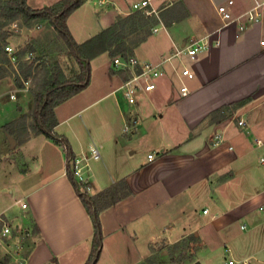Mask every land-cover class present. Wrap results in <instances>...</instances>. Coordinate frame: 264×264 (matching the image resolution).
<instances>
[{"label":"crops","instance_id":"obj_1","mask_svg":"<svg viewBox=\"0 0 264 264\" xmlns=\"http://www.w3.org/2000/svg\"><path fill=\"white\" fill-rule=\"evenodd\" d=\"M58 1L27 0V4L41 8ZM138 1L88 0L71 14L68 26L78 43L86 41L119 17L129 16ZM165 1L169 5L161 8L160 17L158 6ZM226 1H154L159 21L144 40L131 46L133 56L140 62L160 63L193 43L206 48L196 61L182 56L162 65L164 75L157 80V89L140 95L134 108L121 91L126 80L112 74L121 70L106 52L91 61L90 85L54 109L56 132L68 140L76 158L82 162L89 158L85 173L89 194L95 196L121 180L131 191L100 214L104 239L97 264H164L176 256L172 245L190 235L196 237L199 249L222 248L223 263L248 259L251 264H264V211L260 210L264 207V163L260 161L264 151L256 161L250 159L256 150H264L258 145L259 140L264 142V19L236 38L237 26L223 27L217 11ZM235 1L237 13L251 4L250 0ZM82 19L95 28L77 39L72 25ZM12 37L6 36V45L12 44ZM4 51L0 52V98L11 100L14 94L16 101L21 92L26 104H19L17 111L1 113L0 108V229L4 221L31 231L28 264H55V259L59 264H83L91 250L92 219L67 175L63 146L34 134L28 119L37 86L63 84L79 66L65 55L45 76L33 74L29 79L35 86L25 90L28 80L19 61L10 63ZM184 66L193 69L195 78L186 81L191 94L180 98L177 72ZM16 75L22 87L15 83ZM248 98L235 110L218 113ZM135 111L140 124L135 131L124 132ZM21 117H26V124L19 125ZM240 120L245 125L240 126ZM217 134L225 141L214 145ZM92 147L98 148L100 159L90 158ZM150 154L156 158L149 160ZM241 166L246 176L249 169L250 192L242 202L225 205L220 190L235 179ZM14 207L24 211L23 218L16 216ZM204 209L209 212L204 214ZM233 221L240 226H230ZM209 234L218 239L216 244L208 242Z\"/></svg>","mask_w":264,"mask_h":264},{"label":"trees","instance_id":"obj_2","mask_svg":"<svg viewBox=\"0 0 264 264\" xmlns=\"http://www.w3.org/2000/svg\"><path fill=\"white\" fill-rule=\"evenodd\" d=\"M87 1L88 0H59L49 6L32 8L27 4V0H0V18H22L23 22L28 26L37 22L44 24L47 23L56 31L58 36L56 42L62 46L65 55L73 57L79 66V70L74 72L69 77L68 81L63 84L51 85L47 88H44L41 85L37 86L32 93L33 107L30 112L29 127L34 134H43L46 137L53 139L56 143L63 146L65 150L67 175L71 180L77 195L89 213L94 226L90 254L83 264H97L102 252L104 239L100 214L103 210L120 202L123 198L128 196L131 191L125 180H121L95 196L89 194L87 190L89 185L80 183L77 180L74 165L76 157L71 149L70 143L55 130L58 126V120L54 109L56 106L79 94L90 85L91 61L94 58L106 52L109 53L111 58L121 56L127 59L130 56H133V48L126 42V36L137 30L141 25L144 26L149 24L152 17H147L145 13L139 11V15L131 14L127 17L121 18L115 24L102 30L85 42L78 43L70 31L68 19L71 14ZM142 40L144 39H141L140 41ZM3 49L0 48V52L4 51ZM19 65L22 75L25 79H29L33 75L30 72L32 69L31 65H28L26 62H22ZM50 70H52V68ZM111 72L114 75L120 74L124 80L129 79L131 75L130 71L125 70L119 72L112 70ZM15 83L18 87L23 86L20 76L16 75ZM249 101L250 98L241 102L232 103L222 108L218 113H221V111L235 110ZM25 122L26 117H21L19 119V124ZM12 125L13 124L11 123L5 125V127L8 128ZM189 238L195 239L190 236ZM55 264H59L56 259Z\"/></svg>","mask_w":264,"mask_h":264},{"label":"built area","instance_id":"obj_3","mask_svg":"<svg viewBox=\"0 0 264 264\" xmlns=\"http://www.w3.org/2000/svg\"><path fill=\"white\" fill-rule=\"evenodd\" d=\"M155 0H140L132 5L133 10L142 11L148 16L153 15L156 10L153 8ZM236 7L235 0H227L225 3L217 6L218 14L223 22V27H229L232 24H235L238 28V31L235 35L236 38H240L242 32L245 31L250 25H257L262 23L264 19V0H251L250 6L242 11L235 12L234 8ZM42 25L38 24L37 28H40ZM11 30L17 32L20 29L18 23H13L11 25ZM158 29H155L157 31ZM264 44V41L262 42ZM206 48V45L202 43H193L189 46H185L179 49L174 54L164 58L160 63L153 62H140L135 56H130L125 59L121 56L115 57L113 59L114 67L118 70L130 71V78L127 79L122 87L121 91L123 93L124 99L127 102L130 108H134L137 105V99L140 95L149 94L155 91L158 87L157 80L164 75L161 66L165 63L171 62L175 57L186 56L190 61H196L199 57V54L202 53ZM5 52L10 56L12 61L17 59L16 50L10 44L4 47ZM32 55L30 53L27 58ZM178 79L180 81L179 85V95L180 98H185L191 94V90L187 85V80H192L195 78V72L189 66H184L181 70L177 72ZM31 82H24V89H32ZM12 99H15L14 94L11 95ZM133 111V110H132ZM135 113V114H134ZM132 114L130 119L124 125V132L135 131L140 124V118L137 115L136 111ZM240 126L245 125L244 120L238 122ZM225 141V138L222 134H217L214 137L213 144L219 145ZM259 146H264V142L259 140ZM232 149V147H230ZM90 158L98 160L101 157V154L97 147L91 148ZM149 160H154L156 158L155 154H150L148 156ZM261 163H264V157L260 158ZM82 160L75 158V171L77 180L80 183L88 184V178L85 177L87 167L89 162L86 161L82 164ZM89 188H87L88 190ZM23 208L26 207V204L21 205ZM261 211H264V207H260ZM208 209H204L203 213L207 214ZM2 220V219H1ZM242 229H246V225L241 226ZM22 229L19 226L11 225L3 221L2 227L0 229V247L6 250L7 254L10 255V259L6 264H28V254H27V242H25L26 234L22 235ZM32 234L30 233V236ZM224 264H251L248 259L244 260H235L229 259L225 261Z\"/></svg>","mask_w":264,"mask_h":264},{"label":"rangeland","instance_id":"obj_4","mask_svg":"<svg viewBox=\"0 0 264 264\" xmlns=\"http://www.w3.org/2000/svg\"><path fill=\"white\" fill-rule=\"evenodd\" d=\"M249 1V0H247ZM106 1H102L101 3H105ZM251 2V0H250ZM168 1H165L164 3L160 4L158 6V9L160 10L159 16L161 17V8L167 7L169 4ZM153 8L155 6L153 5ZM106 9H110L108 6ZM113 9V8H111ZM157 10V9H156ZM164 10V9H163ZM158 11V10H157ZM142 12V11H141ZM156 13V12H155ZM153 14L152 16H147V17H152V19L149 21V24L140 26L138 27L137 31H134L132 33L127 34L126 36V42L130 46H134L137 44L143 37H146V35L149 32H152L151 29L155 25L157 21H159V18L157 14ZM130 14H140L139 11L136 10H131ZM129 14V15H130ZM142 14V13H141ZM128 15L124 16L127 17ZM122 17V18H124ZM121 19L119 17L118 21ZM13 23H18L20 26L19 31L13 32L11 29V25ZM3 24V26H2ZM41 24L42 26L40 28H37V25ZM94 23H84L83 19L80 21L73 22L72 25V31L77 39L83 38V33L85 32L88 34L91 30H94L95 26L93 25ZM87 25V28H84V26ZM9 33V34H8ZM96 35V34H94ZM6 36L10 38V36H13L10 41L14 49L16 50V56L18 54V57L15 61H12L10 59V63H15L19 61L21 64L23 61H26L28 65H31V73L32 74H43L45 76L51 68L54 66H59L60 65V60L64 58L65 53L62 50V46L56 42L58 39V36L56 32H53V28L49 26L47 23H34L33 25L28 26L25 24L22 20V18H6V17H1L0 18V45L1 47L4 48L6 43L8 41L6 40ZM23 38V41L20 40V38ZM93 37V36H92ZM16 39L14 42L13 39ZM88 40V39H87ZM85 42V41H83ZM79 42V43H83ZM32 47V48H31ZM32 50V52H31ZM32 53V55L27 58V56ZM24 63V62H23ZM27 82H31L30 79ZM33 82V79H32ZM33 86L32 83H30ZM20 93V98L15 100H10L9 97L5 98H0V108L1 113L6 111H17V107L19 104L25 105L26 102L24 101V98L21 96ZM4 114V113H3ZM30 115V114H29ZM30 119V117L28 118ZM237 121V120H236ZM27 122V119H26ZM20 125V124H19ZM264 150L259 149L256 150L253 155L250 157V159L254 162L256 161L257 157L261 152ZM84 162L89 160V158H84ZM84 162L82 164H84ZM256 163V162H255ZM261 165V164H260ZM242 166L238 167L236 169V177L234 180H232L230 183L226 184V188H222L221 191V201L225 205H227L228 202L230 204L233 203H239L242 202L244 197L247 196L249 191V188L251 187L248 180V171L247 169V176L246 173H242ZM226 195H229V200L226 199ZM12 204V202L9 203V205ZM14 212L18 218H23L24 216V211L18 207H14ZM230 226L232 227H239L240 222L239 221H233L230 223ZM31 231H29L26 228L22 229V235L26 234L25 242H27V245L29 246V238ZM205 234V231H203ZM209 236V237H208ZM214 234H209L207 235V240L210 244H216V241L218 239H215ZM190 237L196 238L194 235H190ZM217 238V237H216ZM198 243L195 242L194 239L187 238L185 241L178 242L176 244H173L171 247V253L174 255L176 253V256L174 258H171V260L164 261V264H170L171 261H173V264H189V262L192 260L194 264H224L223 263V253L224 250L221 249H212L209 247H203L199 249V246L197 245ZM223 242L221 243V245ZM185 252V253H184ZM199 253V255H195ZM195 257L197 258L196 261H194ZM10 259V255L7 254L6 250H4L2 247H0V264H6ZM159 260L158 258L156 261ZM158 264V263H157Z\"/></svg>","mask_w":264,"mask_h":264},{"label":"water","instance_id":"obj_5","mask_svg":"<svg viewBox=\"0 0 264 264\" xmlns=\"http://www.w3.org/2000/svg\"><path fill=\"white\" fill-rule=\"evenodd\" d=\"M11 146H15V141L11 138Z\"/></svg>","mask_w":264,"mask_h":264}]
</instances>
